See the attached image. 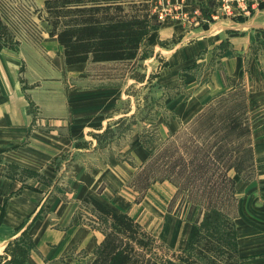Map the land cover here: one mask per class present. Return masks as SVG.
Here are the masks:
<instances>
[{
  "label": "rangeland",
  "instance_id": "374dc122",
  "mask_svg": "<svg viewBox=\"0 0 264 264\" xmlns=\"http://www.w3.org/2000/svg\"><path fill=\"white\" fill-rule=\"evenodd\" d=\"M262 3L246 2L241 7H250L251 13ZM40 5V0H0V24L7 30L5 46L15 51L19 71L28 75L25 88L26 80L30 81L32 95L54 111L58 104H66L64 100L61 103L63 96L68 95L71 104L70 87H75L72 94L76 101L108 104L103 112L106 122L103 126L97 122L91 129L90 145L84 140L74 143L79 148L89 147V155L82 151L64 154L51 162L46 177L14 167L4 171L23 186L43 188L49 196L58 185L62 192L70 191L67 180L76 167H87L96 176L100 172L114 186L106 183L107 189L111 188L104 192L102 203L129 214L172 250H189L209 209L227 215L241 231L247 226L263 230L264 35L257 33L240 48L238 76L229 77L218 58L230 49L226 40L210 50L211 61L201 62L203 56H198L180 72L178 82L169 83L171 86L160 82V69L169 64L165 50L157 48L156 52L142 48L144 45L133 60L89 62L71 74L62 48L48 37L46 23L38 18L43 10ZM150 8L157 20L169 11L161 3ZM212 71L221 76V92L196 110L183 112L182 103L190 95L184 84L189 82L188 74L198 76V84L210 81ZM85 93L88 95L78 97ZM37 107L32 101L30 108L36 113ZM38 130L32 123L30 131ZM59 132L66 133V128ZM42 212L43 206L36 216ZM78 216L86 224L98 221V215L83 201ZM99 232L96 240L101 239ZM29 238L12 241L6 260L19 258L17 243L28 250Z\"/></svg>",
  "mask_w": 264,
  "mask_h": 264
},
{
  "label": "crops",
  "instance_id": "0c3cea01",
  "mask_svg": "<svg viewBox=\"0 0 264 264\" xmlns=\"http://www.w3.org/2000/svg\"><path fill=\"white\" fill-rule=\"evenodd\" d=\"M226 1L151 0V5L161 3L169 9L168 16L166 13L160 20L151 11L149 34L142 47L153 48L156 52L157 48L165 50L168 55L165 61L169 64L160 69L161 84L171 86L169 83L178 82L180 72L198 56H203L201 62L211 61L210 50L224 40L229 42L230 49L218 58L229 77L239 75L240 48L246 47L257 33L264 35V3L250 13V7L246 10L236 2L228 7ZM40 3L43 8V0ZM166 47H172V50H166ZM8 49L0 40V214L4 204L0 220V264H12L6 260L9 258L6 250L12 241L22 239L24 232L33 239L34 248L30 249L23 264H89L103 234L99 232L101 239L96 240L98 231L80 221L78 210L86 195L102 202L104 192L111 188V180L103 179L100 172L97 176L89 173L87 167H76L74 175L67 180L70 191L62 192L58 185L49 196L50 193L46 194L41 187L23 186L4 169L14 167L46 177L51 162L64 154L82 151L89 155L92 152L89 147L79 148L74 143L84 140L90 145L93 142L89 133L97 122H100L99 126L105 125L103 112L108 110V104L101 101L91 103L89 99H78V102L82 101L78 103L72 94L76 88L70 87L71 104L66 98L68 95L63 96L61 103L64 100L66 104H58L54 111L48 110L41 104L42 99L32 95L30 81L26 80L25 88L24 80L28 75L19 71L18 56L14 50ZM82 66L84 64L66 67L72 74L79 72ZM197 77L194 73L188 74L189 82L184 83L190 95L182 103L183 112L196 110L222 90L221 76L215 71H212L210 81L197 84ZM84 95L88 93L78 97ZM32 101L38 105L37 113L30 108ZM32 123L37 124L38 131H30ZM48 127L55 130L48 131ZM63 128L66 133L59 132ZM107 182L111 184L108 189ZM98 190L102 191L101 194ZM42 206L44 212L36 217ZM236 230L239 264H264V227L261 230L247 226L241 231L236 226Z\"/></svg>",
  "mask_w": 264,
  "mask_h": 264
},
{
  "label": "trees",
  "instance_id": "16d2710c",
  "mask_svg": "<svg viewBox=\"0 0 264 264\" xmlns=\"http://www.w3.org/2000/svg\"><path fill=\"white\" fill-rule=\"evenodd\" d=\"M150 7L151 0H43L38 18L46 23L48 37L55 39L62 48L66 66L121 62L135 59L145 44L151 24ZM5 30L0 24V40L4 45ZM83 203L90 205L98 215L97 222L106 225L104 229L95 225L94 220L88 223L90 228L103 234L89 264L240 262L236 225L219 210L209 209L204 213L199 232L185 251L170 249L129 214L114 211L89 195L84 196ZM23 234L26 236V232ZM27 245L29 249L24 250L21 243H17L19 258L12 257L9 263L26 262L34 246L30 238Z\"/></svg>",
  "mask_w": 264,
  "mask_h": 264
},
{
  "label": "built area",
  "instance_id": "2783aa9c",
  "mask_svg": "<svg viewBox=\"0 0 264 264\" xmlns=\"http://www.w3.org/2000/svg\"><path fill=\"white\" fill-rule=\"evenodd\" d=\"M257 1L259 0H227L225 2V4H227L228 7L230 3L236 2L239 6H246L245 3L249 2L251 5H257ZM260 1H264V0H260Z\"/></svg>",
  "mask_w": 264,
  "mask_h": 264
}]
</instances>
